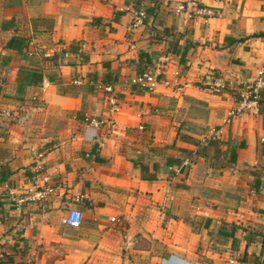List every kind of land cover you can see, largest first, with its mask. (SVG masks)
Wrapping results in <instances>:
<instances>
[{
    "label": "crops",
    "instance_id": "crops-1",
    "mask_svg": "<svg viewBox=\"0 0 264 264\" xmlns=\"http://www.w3.org/2000/svg\"><path fill=\"white\" fill-rule=\"evenodd\" d=\"M179 1L0 0V264H264V0Z\"/></svg>",
    "mask_w": 264,
    "mask_h": 264
},
{
    "label": "built area",
    "instance_id": "built-area-1",
    "mask_svg": "<svg viewBox=\"0 0 264 264\" xmlns=\"http://www.w3.org/2000/svg\"><path fill=\"white\" fill-rule=\"evenodd\" d=\"M173 12L176 15H181L185 20L190 21L197 16L202 15H211L213 12L210 8L204 6L200 0H180L174 6H172ZM133 15L137 21H140L144 16V10L139 9L133 12ZM28 53H31L28 51ZM158 80V74L153 71H145L141 75H138L136 78L137 82L143 83V85H147L149 89H151ZM209 82L207 83L208 88L215 92L221 91L222 89L228 88L229 84L223 79L220 75H211L209 76ZM1 83V79H0ZM77 83H81L80 80H77ZM264 86V82L262 80H257L254 85L247 86L241 93L239 103L241 105V109L238 112H241L244 108L250 107L252 104L258 105V96L256 94L257 88ZM103 89L106 92H112L111 85L105 84ZM114 96L110 98L112 99ZM11 116V111L5 108H0V126L3 125ZM51 187H47L43 192H38V197L41 198L44 196V193L51 192ZM24 199L19 198L17 204L22 203ZM81 219V212L78 209H72L67 218H63L62 222L67 223L72 226H76L79 224ZM113 220V218H111ZM178 264H194L187 261H180ZM227 264H243L238 262L235 258H229Z\"/></svg>",
    "mask_w": 264,
    "mask_h": 264
},
{
    "label": "trees",
    "instance_id": "trees-1",
    "mask_svg": "<svg viewBox=\"0 0 264 264\" xmlns=\"http://www.w3.org/2000/svg\"><path fill=\"white\" fill-rule=\"evenodd\" d=\"M138 4H140V1H139V3H137V5ZM145 15H146V13H145ZM9 24H11L10 19L3 22V27L8 26ZM262 34L264 35V33H261L260 35H262ZM9 45H11L12 47H18V48L20 47L21 48L24 44H23V41L21 39L11 38L9 40ZM149 65H150V56L147 53L141 51L139 53L138 62H137L138 75H141L145 71H148V69H146V67ZM29 77H30V75H29ZM115 78H116L115 76H111L110 74L106 73L105 75H103V78L101 79V81L103 83L108 84V83H110V81L115 80ZM32 81L34 83H38L39 80L34 79ZM256 94L258 96V106H260L262 103H264V87L257 88Z\"/></svg>",
    "mask_w": 264,
    "mask_h": 264
},
{
    "label": "rangeland",
    "instance_id": "rangeland-1",
    "mask_svg": "<svg viewBox=\"0 0 264 264\" xmlns=\"http://www.w3.org/2000/svg\"><path fill=\"white\" fill-rule=\"evenodd\" d=\"M10 228H8V230H9ZM6 243H9V244H11L10 242H8V240H7V242ZM24 246H22L20 249H21V252H23V250L25 249V248H23ZM1 251V250H0ZM14 256H16V255H14ZM10 259H13V256H11V251H9L8 253H6L5 251L4 252H0V263L1 262H8Z\"/></svg>",
    "mask_w": 264,
    "mask_h": 264
}]
</instances>
